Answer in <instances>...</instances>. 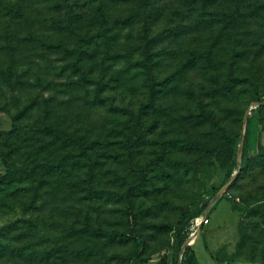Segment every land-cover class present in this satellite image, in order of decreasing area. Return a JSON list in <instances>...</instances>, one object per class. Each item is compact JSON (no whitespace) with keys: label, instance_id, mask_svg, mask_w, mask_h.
<instances>
[{"label":"rangeland","instance_id":"1","mask_svg":"<svg viewBox=\"0 0 264 264\" xmlns=\"http://www.w3.org/2000/svg\"><path fill=\"white\" fill-rule=\"evenodd\" d=\"M22 5L28 15L14 16ZM12 33L15 53L7 50ZM148 37L157 62L153 73L144 66ZM191 58L195 65L187 63ZM257 98L264 100V0H0V132L12 129L21 113L26 132L51 121L102 140L101 152H111L97 167L103 197L88 193L83 180L89 173L82 167L69 181L56 184L61 177H55L44 188L36 215L27 208L29 194H12L29 182L13 183L0 188V227L33 217L36 237L43 239L62 235L75 217L107 227L129 220L148 251L161 250L145 263L156 264L165 256L179 259L182 221L185 242L203 221L192 244L203 264L210 256L213 264H264L262 255L252 260L251 248L239 245L240 221L251 220L235 202L232 183L230 194L217 197L232 177L233 161L238 165L242 130L241 164L264 147V103L244 121ZM203 108L213 116L202 118ZM212 130L232 146L222 161L212 151L197 157L196 143ZM33 140L18 157L21 163L31 153L30 168L50 159L47 140ZM162 154L193 166H153ZM146 167L151 176L132 196L134 205L113 194L128 191ZM6 170L0 156V176ZM263 180L253 167L238 191L246 194ZM132 249L130 242L113 251ZM102 258L90 264H102ZM0 264L20 260L0 254Z\"/></svg>","mask_w":264,"mask_h":264},{"label":"trees","instance_id":"2","mask_svg":"<svg viewBox=\"0 0 264 264\" xmlns=\"http://www.w3.org/2000/svg\"><path fill=\"white\" fill-rule=\"evenodd\" d=\"M13 15L25 17L28 15L27 6H19ZM9 39L7 50L15 53L14 51L17 49L15 34H10ZM152 42L153 39L148 37L146 41L148 55L144 60V66L149 73L155 71L157 64L150 50L153 46ZM239 53L240 51L237 52V55ZM197 61L196 58H191L188 59L187 63L195 65ZM74 65L78 69L81 67L78 63H74ZM158 90L159 88L155 86L154 93ZM256 100L263 99L257 98ZM258 107H261V104L256 106V108ZM20 114L15 117L12 129L0 132V138H2L0 139V156L4 159L7 167L6 172L0 176V188L13 183L27 184L29 182L27 186L21 185L20 187L18 185L12 194L15 197L29 194L31 202L28 203L27 208L29 212L38 215L41 211L40 206H42L37 205L41 194L55 177H61L57 179L56 184H62L65 179L66 182L69 181L74 172L82 167H87L89 174L84 178L83 183L88 185V193L97 197L104 196L103 191L96 186L99 180L97 167L102 157L105 158L111 152H101L103 148H106V145L102 144V140L93 139L89 135L78 133L77 131H71L51 121L35 126L32 134L31 131L26 132L23 129L22 123L19 121L22 117ZM209 116L213 115L207 113V110L203 108L201 117L206 119ZM212 118L215 120V117ZM262 122L264 126V119ZM2 133H5V135L2 136ZM33 139L37 141L36 143L47 140L46 146L50 150V159L47 162L38 161L33 168H30L31 153H26L22 157L21 163L19 162V158L21 159L19 155H21L22 149L29 145V141ZM200 139L202 140L196 143V149L199 153L197 157L199 159L204 157L200 152L212 151V154L222 161V154L228 153L232 148L231 146L229 149L230 142L225 141L223 137H219L214 130L206 133ZM251 142L253 143L252 140ZM235 143L238 144L237 140ZM37 160L40 159L37 158ZM164 161L166 162L165 165H170L174 170H180L182 167L190 169L193 166L192 163L188 165L187 161L183 163L178 158L173 159L167 154L157 157L153 160L152 165H163ZM253 167H256L264 175V147H260L256 155L243 160L240 171L231 185L234 189L232 196L237 199V201L235 200L236 203L245 207V217L251 220L249 223L245 218L240 221L241 239L239 245L240 247L248 245L251 248L252 260H259L257 256L260 254L262 255L260 260L264 261V180L255 185L246 194H244V191H238L240 188L238 185L239 181ZM237 168L236 161L235 163L233 161L231 175ZM169 175L171 176V172ZM150 176V168L146 167L141 177L128 191L123 194L114 191L113 194L125 198L128 203L134 205L132 196L140 193ZM236 192H239L240 195H237ZM228 194H230V189L223 194V197ZM0 199L4 198L0 196ZM208 203L206 201L204 203L205 206ZM186 223L187 221H182L179 224L177 249L182 248L188 236ZM65 226H67V229H63L62 235L38 239L36 237V232L39 229L37 221L33 217L17 218L0 227V254L17 258L20 260V264H90L96 262L94 258L99 254L103 257L102 264H145L152 258L153 254L161 251L160 249H154L152 252L148 251V245L142 239H137L132 229L134 228L133 223L129 220L127 225L121 227H107L101 224L97 225L89 217H86L85 222L82 224L80 219L75 217L68 220ZM132 233H134V237ZM92 239L95 241L89 243ZM130 242L133 244V249L129 253L113 251L114 248L124 247ZM192 244L186 246L182 264H202ZM178 262L179 259L171 262L165 256L156 264H178Z\"/></svg>","mask_w":264,"mask_h":264},{"label":"water","instance_id":"3","mask_svg":"<svg viewBox=\"0 0 264 264\" xmlns=\"http://www.w3.org/2000/svg\"><path fill=\"white\" fill-rule=\"evenodd\" d=\"M261 103H264V100H255L249 107H248V109H247V112H246V114H245V117H244V121L246 122L247 121V119H248V115L251 113V111H252V108L254 107V106H257V105H259V104H261ZM245 136H246V131H245V129H243L242 130V138H241V143H240V147H239V153H238V155H239V161H238V168L234 171V173H233V175H232V177H231V179L221 188V190L219 191V193H218V196L217 197H219V196H221L222 194H223V192H225L227 189H228V187H229V185L232 183V181L235 179V177L237 176V174L239 173V171H240V168H241V154H242V152H243V148H244V143H245ZM210 207H207L206 209H205V211H204V215H208V213H209V211H210ZM203 222V221H202ZM201 222V223H202ZM201 223H200V225L198 226V228L189 236V238L187 239V241L185 242V244L183 245V247H182V252H181V254H180V257H179V262H178V264H182V258H183V254H184V251H185V249H186V246L187 245H191L192 244V242L194 241V237H196L199 233H200V230H201ZM195 234V235H194ZM194 235V236H193Z\"/></svg>","mask_w":264,"mask_h":264},{"label":"crops","instance_id":"4","mask_svg":"<svg viewBox=\"0 0 264 264\" xmlns=\"http://www.w3.org/2000/svg\"><path fill=\"white\" fill-rule=\"evenodd\" d=\"M193 245H194V243H193ZM214 261H215V259L210 256L208 259H206V264H213Z\"/></svg>","mask_w":264,"mask_h":264}]
</instances>
